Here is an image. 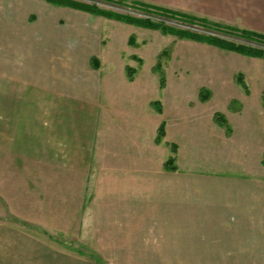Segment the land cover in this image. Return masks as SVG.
I'll return each instance as SVG.
<instances>
[{
    "label": "crops",
    "instance_id": "1",
    "mask_svg": "<svg viewBox=\"0 0 264 264\" xmlns=\"http://www.w3.org/2000/svg\"><path fill=\"white\" fill-rule=\"evenodd\" d=\"M35 1L0 8V264H97L89 237L107 264H264V185L165 170L168 121L107 95L99 38ZM139 1L264 34V0Z\"/></svg>",
    "mask_w": 264,
    "mask_h": 264
},
{
    "label": "rangeland",
    "instance_id": "2",
    "mask_svg": "<svg viewBox=\"0 0 264 264\" xmlns=\"http://www.w3.org/2000/svg\"><path fill=\"white\" fill-rule=\"evenodd\" d=\"M74 1L115 14L163 22L169 27L214 36L260 51L263 56H246L206 42L163 34L159 30L116 19L72 9L57 10V6L41 1L52 11L51 15L61 18V26H68L63 19L73 17L72 20L78 21L79 26L88 28L95 38H99L102 74L105 73L104 68L108 70L103 88L111 90L105 91L107 95L122 97L135 92L143 96V100L148 99L152 115L162 114L156 117L155 124L160 119L168 121V128L164 130L167 135L162 140L168 145L177 144L175 165L179 171H192L195 174L221 172L229 178H232V173H237L239 177L264 185V41L247 40L236 33L214 29L197 20L168 18L156 10L145 12L134 2L139 0ZM9 4H12V0H0L1 9ZM14 8L19 22L27 16L38 14V11L27 10L23 5ZM39 14L46 13L42 10ZM216 22L239 28L238 23L231 20ZM74 26L71 24L72 28ZM158 62L164 76L163 86L155 69ZM238 75H241L246 88L238 84ZM128 80L135 81L134 85H127L125 82ZM127 87H130L129 90ZM153 102L158 103L160 111ZM217 115L223 120L217 119ZM199 201L202 202V199ZM249 205L252 206L250 200ZM1 216L10 219L9 215ZM92 241L89 237L75 242L85 243L80 248L94 256L97 264H107ZM180 241L185 242L183 245L186 246L190 238L185 237Z\"/></svg>",
    "mask_w": 264,
    "mask_h": 264
},
{
    "label": "trees",
    "instance_id": "3",
    "mask_svg": "<svg viewBox=\"0 0 264 264\" xmlns=\"http://www.w3.org/2000/svg\"><path fill=\"white\" fill-rule=\"evenodd\" d=\"M45 1L51 3L52 5H55V6L69 7V8H73V9H77V10L87 12L91 15L102 16V17L110 18V19H116V20H120V21L127 22L130 24L140 25L141 27H146V28L153 29V30H159L163 34L166 33V34L176 35L177 37H184L186 39H193V40H196L199 42H206L207 44L218 47L220 49L228 50V51H234V52L242 54V55L254 56V57L263 56V54L260 51L255 50L253 48H250L248 46L236 45L232 42H229V41H226L223 39H219V38L214 37V36L201 35V34L189 32L187 30H180L177 28L169 27V26H166L163 22H153L149 19H139V18H135L132 16L115 14L109 10L99 9V8H96L95 6H91L89 4H85V3L74 1V0H45ZM117 1L123 2L125 0H117ZM134 2L136 3V5H138L145 12H149V10H156V11H160L163 15H165V17H168V18L178 17L180 19L188 20V21L197 20L198 22H201V23H203L206 26H209L211 28L224 29L228 32L236 33L240 37L245 38L247 40H254V41H258V42L264 41V34H261V33H258V32L252 31V30L239 29V28L231 27V26L226 25V24L214 22V21H211V20H208L205 18L196 17V16H193L190 14H186V13L176 11V10H171V9L161 7V6L146 4V3L140 2V1H134ZM92 61L97 63L96 58H93ZM93 65L95 66L96 64L93 63ZM96 67H97V65H96ZM126 68H128V67H126ZM128 69L131 70L130 68H128ZM155 69L157 70V72L159 74L160 85L163 86L164 76H163L159 62L156 64ZM237 82H238V84H240L241 87L246 88L245 82L243 81L241 75L237 76ZM152 104H155L157 106L158 111L161 110L160 106L158 105L157 102H153ZM216 117H217V119L223 120L221 118V116H219V115H217ZM164 134H165L164 124L161 123L157 128V133L155 136V142L156 143L161 142L162 138L164 137ZM176 149H177L176 145L172 143L170 145V151H171L170 155L167 157V159L164 161V164H163V168L167 171H174L177 169L176 165H175Z\"/></svg>",
    "mask_w": 264,
    "mask_h": 264
}]
</instances>
